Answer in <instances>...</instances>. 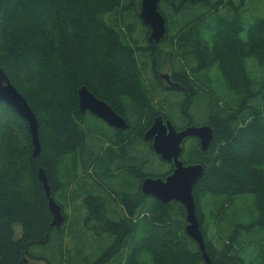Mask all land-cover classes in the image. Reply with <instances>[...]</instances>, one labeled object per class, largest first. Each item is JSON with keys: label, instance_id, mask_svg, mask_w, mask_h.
<instances>
[{"label": "trees", "instance_id": "16d2710c", "mask_svg": "<svg viewBox=\"0 0 264 264\" xmlns=\"http://www.w3.org/2000/svg\"><path fill=\"white\" fill-rule=\"evenodd\" d=\"M141 3L0 1V64L41 143L35 157L28 121L0 101V264H264V0H160V41ZM82 86L128 128L82 112ZM159 116L213 129L207 149L191 138L182 154L204 166L194 195L210 262L185 231L183 204L142 191L172 171L144 137ZM96 231L111 238L99 258L82 244Z\"/></svg>", "mask_w": 264, "mask_h": 264}, {"label": "water", "instance_id": "95a60500", "mask_svg": "<svg viewBox=\"0 0 264 264\" xmlns=\"http://www.w3.org/2000/svg\"><path fill=\"white\" fill-rule=\"evenodd\" d=\"M159 3L160 0H142L140 12L143 23L150 28V40L155 41H160L164 38L167 31L166 20L160 12ZM163 77L167 80L169 79L167 74H164ZM78 97L79 107L82 112L90 111L103 119L108 125L117 129L128 128L126 119L118 114L110 104L98 98L87 87L82 86L79 89ZM0 101L11 105L28 121L34 144L33 155L37 157L41 152L39 120L25 96L12 83L1 64ZM190 136L197 137L202 149H207L213 140L214 133L212 127L209 125H191L178 130L170 120L164 121L162 116L155 119L151 127L145 132V139L153 140L155 152L163 160L173 163L174 170L165 179L161 177H147L142 182V191L145 195L152 196L163 203L176 200L183 204L186 210L187 221L185 231L197 242L204 259L210 262L194 195V186L204 174V166L200 163L186 165L181 159L184 149L183 142ZM38 178L42 182L49 198V207L53 215L52 225L61 226L65 221V215L62 206L51 197V186L43 168L39 169ZM45 240L46 238L43 239V241ZM23 257V263L31 264L25 255Z\"/></svg>", "mask_w": 264, "mask_h": 264}, {"label": "rangeland", "instance_id": "374dc122", "mask_svg": "<svg viewBox=\"0 0 264 264\" xmlns=\"http://www.w3.org/2000/svg\"><path fill=\"white\" fill-rule=\"evenodd\" d=\"M249 207H250V204L248 202L246 204L242 203L240 209L241 210H244V209L248 210ZM100 228H98V229H100ZM97 231L94 233V235L92 237L87 236L85 239H82V244H88L93 248V253L95 254V258L100 257V254L108 246V241L111 243V238L109 236L107 237V235L105 236V239L101 240L99 238V235H97ZM32 262L33 263H31V264L40 263L37 260L32 261Z\"/></svg>", "mask_w": 264, "mask_h": 264}, {"label": "flooded vegetation", "instance_id": "af4514ba", "mask_svg": "<svg viewBox=\"0 0 264 264\" xmlns=\"http://www.w3.org/2000/svg\"><path fill=\"white\" fill-rule=\"evenodd\" d=\"M198 141H199V139L198 138H196ZM151 140V139H150ZM146 141H149V140H146ZM152 141V140H151ZM188 141H189V137H187L185 140H184V142H183V146H184V150H185V147H186V144L188 143ZM174 169H172V171H173ZM171 171V172H172ZM163 178V177H162ZM166 177H164L163 179H165Z\"/></svg>", "mask_w": 264, "mask_h": 264}]
</instances>
